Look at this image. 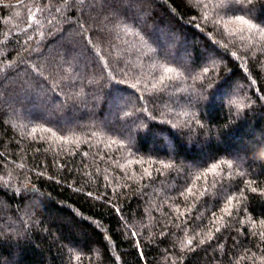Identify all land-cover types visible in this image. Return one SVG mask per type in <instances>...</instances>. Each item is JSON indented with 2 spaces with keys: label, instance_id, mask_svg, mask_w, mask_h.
Wrapping results in <instances>:
<instances>
[{
  "label": "trees",
  "instance_id": "1",
  "mask_svg": "<svg viewBox=\"0 0 264 264\" xmlns=\"http://www.w3.org/2000/svg\"><path fill=\"white\" fill-rule=\"evenodd\" d=\"M0 264H264V0H0Z\"/></svg>",
  "mask_w": 264,
  "mask_h": 264
},
{
  "label": "snow or ice",
  "instance_id": "2",
  "mask_svg": "<svg viewBox=\"0 0 264 264\" xmlns=\"http://www.w3.org/2000/svg\"><path fill=\"white\" fill-rule=\"evenodd\" d=\"M222 2H224V0H222ZM235 2H237V3H243L244 0H235ZM248 2H250V0H248ZM236 20H237L240 24H242V25H247L249 28L252 27V25L249 24V21L246 20V19H244L243 16H238V17L236 18ZM172 71H173L172 68H168V69H166V72H172ZM214 167H215V166H214Z\"/></svg>",
  "mask_w": 264,
  "mask_h": 264
}]
</instances>
